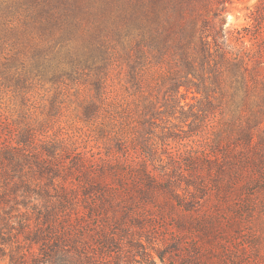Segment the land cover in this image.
I'll list each match as a JSON object with an SVG mask.
<instances>
[{
    "label": "trees",
    "instance_id": "16d2710c",
    "mask_svg": "<svg viewBox=\"0 0 264 264\" xmlns=\"http://www.w3.org/2000/svg\"><path fill=\"white\" fill-rule=\"evenodd\" d=\"M233 3L0 0V264H264V0Z\"/></svg>",
    "mask_w": 264,
    "mask_h": 264
},
{
    "label": "rangeland",
    "instance_id": "374dc122",
    "mask_svg": "<svg viewBox=\"0 0 264 264\" xmlns=\"http://www.w3.org/2000/svg\"><path fill=\"white\" fill-rule=\"evenodd\" d=\"M256 0H234L233 4L228 5L229 11L225 14L226 16V25L233 28V27H240L244 25L247 22V12L248 10L246 7L252 6ZM80 89L78 85L75 84H70L67 89L63 91V95L68 101V104L70 105L69 107V112L65 116V123L66 125H69L72 123L73 120V115L74 111L77 105V101L79 100V97L81 94L79 93ZM54 92V89L50 91L49 86H44L41 89H38L37 92L35 93L37 101L45 102L44 99L46 100L47 97L52 95ZM40 95V96H39ZM16 100L13 98V95L11 92L9 93H1L0 94V107L2 108L3 112L7 115L10 116L16 111L15 107L18 104H15ZM18 102V101H17ZM156 264H163L160 260Z\"/></svg>",
    "mask_w": 264,
    "mask_h": 264
}]
</instances>
